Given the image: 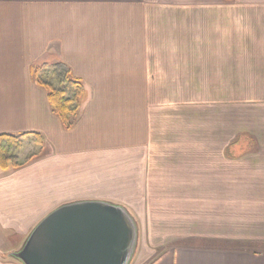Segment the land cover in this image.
Returning a JSON list of instances; mask_svg holds the SVG:
<instances>
[{
	"label": "crops",
	"instance_id": "obj_1",
	"mask_svg": "<svg viewBox=\"0 0 264 264\" xmlns=\"http://www.w3.org/2000/svg\"><path fill=\"white\" fill-rule=\"evenodd\" d=\"M204 5L202 12L201 0H0V135L39 133L45 140L38 159L8 172L0 168V264H22L11 254L57 208L107 200L124 206L115 198L125 188L135 190L131 198L145 199V229H177L173 239L189 238L197 229L212 232L211 243L162 250L157 247L165 242L152 235L156 241L138 249L131 264H264L263 250L229 245L248 240L245 234L263 244V227L210 216L217 197L229 192L231 199V179L184 168L170 173L186 163H174L154 143L143 192L130 185V164L120 177V157L151 145V111L167 101L156 87L264 86V0ZM205 14L213 24L205 18L209 28L202 32L199 18ZM56 63L68 65L85 86L70 130L32 75L33 67ZM160 204L173 208L157 210ZM129 206L138 212L133 202ZM220 206L225 210L213 213H230L231 206ZM152 213L169 216L173 225H161Z\"/></svg>",
	"mask_w": 264,
	"mask_h": 264
},
{
	"label": "rangeland",
	"instance_id": "obj_2",
	"mask_svg": "<svg viewBox=\"0 0 264 264\" xmlns=\"http://www.w3.org/2000/svg\"><path fill=\"white\" fill-rule=\"evenodd\" d=\"M206 1L208 3L212 2V0H201L202 12L206 11L204 5ZM205 18L209 19L208 25L213 24V19L205 14L199 18L202 26H199L198 29L202 30V27L209 28L203 25L208 23L204 20ZM203 41L204 39L201 38L202 47ZM46 70L45 79L48 82L55 81V72L51 68ZM238 72L246 74L245 70ZM239 80L234 78V81ZM156 90L159 93L161 92L164 98L167 96V101L161 103L162 107L151 111L153 133L151 135L148 133L147 137L148 142L152 136L151 145L149 143L150 146L146 148L129 152L131 157H120L117 163L122 169L121 179L124 178L123 170L128 168L130 164V185L134 183L137 186V191L143 192L144 189L140 186L143 184V178L146 175L144 164L154 143L159 149L163 150V154L168 152L169 159L174 160V163H180L178 158H183L184 163H186L185 166H176V168H179L178 171L175 168L170 173H184L181 170L184 168L187 173L222 175L227 180H232L228 181L232 184L231 199L228 198L229 192H227V196L217 197V207L208 208L211 210L210 216L225 217L221 223L226 221H248L264 228V86L169 85L156 87ZM150 127L148 131L151 129ZM244 136H247V139L251 138L256 144L255 147L247 148L248 145L244 142ZM20 141L21 145L17 146V149H13L11 154L16 156L21 163H24L28 157L35 156V159H38L44 154L45 145H40L33 136H27ZM104 151V156L107 157L109 150ZM117 151L113 150V152ZM124 154L126 152L120 155ZM190 162L195 165H187ZM26 165L28 164H23L22 167ZM152 170L157 169L153 167ZM133 174H135L134 177ZM121 184H123V180ZM120 193L123 196L115 198V200L126 203L125 207L120 206L130 213L137 227L135 251L129 264L133 262L138 249L143 246L151 247V242L156 241L153 237L157 238L159 243L160 241L165 242L157 247L158 250L172 248L176 243H211L209 235H212V232L209 229H204L205 233L197 229L191 232V237L185 238L183 235L178 239H173L177 229H156L153 231L145 229V222L147 223L150 219H148L150 213L147 212L145 199L131 198L135 190L130 188H125ZM105 202L114 203L108 200ZM130 202H133V207L138 212H131ZM220 205L231 206L232 208H227L230 213H213V210L218 212L225 210L221 209ZM168 206L160 204L156 209L162 208L165 211L166 208H173ZM205 215L209 217L208 214ZM153 216H156V220L160 221L163 226L173 225L167 221L169 216L152 213ZM200 216L203 217V214ZM163 217L165 218L164 222ZM180 231H177V233H180ZM167 234L169 235L168 238L160 239ZM243 237L248 240L239 241V243L232 242L229 245L241 249L264 251V242L263 244L256 243L255 240H250L246 234ZM260 238L264 240V233L260 234Z\"/></svg>",
	"mask_w": 264,
	"mask_h": 264
},
{
	"label": "water",
	"instance_id": "obj_3",
	"mask_svg": "<svg viewBox=\"0 0 264 264\" xmlns=\"http://www.w3.org/2000/svg\"><path fill=\"white\" fill-rule=\"evenodd\" d=\"M137 227L122 206L104 201L63 205L11 254L22 264H129Z\"/></svg>",
	"mask_w": 264,
	"mask_h": 264
},
{
	"label": "trees",
	"instance_id": "obj_4",
	"mask_svg": "<svg viewBox=\"0 0 264 264\" xmlns=\"http://www.w3.org/2000/svg\"><path fill=\"white\" fill-rule=\"evenodd\" d=\"M47 68H51L55 72L56 80H52L55 83L45 79ZM32 75L36 83L47 90L52 112L59 118L63 127L66 130L72 129L79 116L85 93V86L82 81L73 76L70 67L65 63L43 64L33 67ZM27 136H33L40 145H45L44 137L39 133L0 135V168L3 171L8 172L12 169L21 168L23 164H29L35 159V156H31L24 163H21L16 156L11 154L13 149H17V146L21 145L20 140ZM244 142L248 145L247 148L256 145L251 138L247 139V136H244Z\"/></svg>",
	"mask_w": 264,
	"mask_h": 264
}]
</instances>
